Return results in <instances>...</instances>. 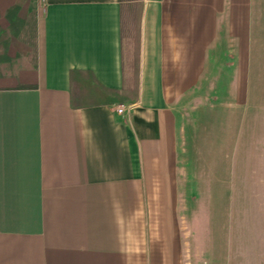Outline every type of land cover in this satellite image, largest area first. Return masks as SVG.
I'll return each mask as SVG.
<instances>
[{"label":"crops","instance_id":"crops-1","mask_svg":"<svg viewBox=\"0 0 264 264\" xmlns=\"http://www.w3.org/2000/svg\"><path fill=\"white\" fill-rule=\"evenodd\" d=\"M263 85L264 0H0V264H199L176 109Z\"/></svg>","mask_w":264,"mask_h":264},{"label":"rangeland","instance_id":"rangeland-1","mask_svg":"<svg viewBox=\"0 0 264 264\" xmlns=\"http://www.w3.org/2000/svg\"><path fill=\"white\" fill-rule=\"evenodd\" d=\"M257 95L245 103L197 99L176 109L188 175L204 182L202 194L187 196V250L197 247L199 264H264V85ZM201 156L215 161L195 164Z\"/></svg>","mask_w":264,"mask_h":264},{"label":"built area","instance_id":"built-area-1","mask_svg":"<svg viewBox=\"0 0 264 264\" xmlns=\"http://www.w3.org/2000/svg\"><path fill=\"white\" fill-rule=\"evenodd\" d=\"M124 110H125L124 106H123V105H119L116 111H117L118 113H123Z\"/></svg>","mask_w":264,"mask_h":264}]
</instances>
